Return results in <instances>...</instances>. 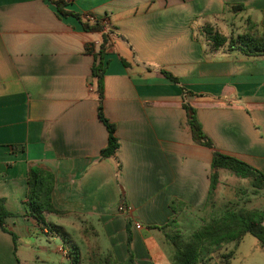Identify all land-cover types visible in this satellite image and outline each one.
<instances>
[{
  "label": "crops",
  "instance_id": "0c3cea01",
  "mask_svg": "<svg viewBox=\"0 0 264 264\" xmlns=\"http://www.w3.org/2000/svg\"><path fill=\"white\" fill-rule=\"evenodd\" d=\"M67 10L93 16L108 34L102 108L118 148L100 157L107 131L92 67L102 32L84 31L47 1L0 0V199L11 214L0 228V264H19L16 240L36 231L61 239L26 214L34 167L53 175L60 214H45L47 225L88 232L96 243L104 235L114 264H171L172 255L150 251L146 240L154 243L157 231L167 242L159 228L204 215L213 152L264 176V54L213 50L200 35L210 26L237 37L247 21L261 30L264 0H69ZM184 102L212 148L193 140ZM222 172L216 200L231 188ZM88 233L70 241L79 264Z\"/></svg>",
  "mask_w": 264,
  "mask_h": 264
},
{
  "label": "trees",
  "instance_id": "16d2710c",
  "mask_svg": "<svg viewBox=\"0 0 264 264\" xmlns=\"http://www.w3.org/2000/svg\"><path fill=\"white\" fill-rule=\"evenodd\" d=\"M43 1H47L54 6L61 17L71 16L79 22L81 21L84 31L102 32V43L98 51L99 59L98 63L92 67V77L96 79L97 85V116L107 131V145L100 152V157H111L118 148V142L115 137V125L105 118L102 108V56L109 41L108 34L103 31V27L98 22L88 24L78 14L68 11L69 0ZM244 31V34L240 36L226 38L214 31L210 26H204L200 35L203 37L204 42L213 50L226 44L229 51L237 50L244 55L257 56L264 54V27L259 30L255 24L247 21ZM161 73L166 79L178 84L177 79L172 75L163 71ZM181 89L184 96L191 94L185 88ZM183 109L186 112L193 140L199 145L212 148L210 140L201 131L194 108L184 102ZM210 168V185L204 212L207 217L201 218L200 224L187 236L175 229L177 227L174 219L169 221L168 226L159 228L164 231L165 239L173 248L171 264H231L233 250L237 249L246 235L256 238L259 246L264 248V210L248 209L246 206L250 203V198L242 200L241 205L227 201L220 208L216 206V189L219 183L218 171L225 170L238 179L249 180L252 189L250 196L252 197H255L259 191L264 189V176L244 162L218 152L212 153ZM27 185L28 190L24 199L28 207L26 214L36 220L37 224L40 225V229L47 228L50 232L56 230L59 235V229L47 225L44 219L45 214H60L54 209L51 202L53 175L42 168H31ZM10 216L11 214L4 207V201L0 199V228L3 230H5L4 220ZM13 240H15L14 236ZM215 254H217L216 261L213 262ZM69 258L70 264H79L77 249L70 251ZM109 258L112 261L111 256Z\"/></svg>",
  "mask_w": 264,
  "mask_h": 264
},
{
  "label": "rangeland",
  "instance_id": "374dc122",
  "mask_svg": "<svg viewBox=\"0 0 264 264\" xmlns=\"http://www.w3.org/2000/svg\"><path fill=\"white\" fill-rule=\"evenodd\" d=\"M222 176L223 178L227 177L231 188L229 190L226 189L225 194L221 197L222 200H217L216 206L219 208L223 206V204L227 202L224 200H229L233 204L241 205L240 203L242 200L250 198V203L248 205L249 208H255L262 211L264 210V190H261L260 194L253 198L250 196L252 189L249 180L238 179L231 176L228 172H222ZM232 188L235 189L233 190ZM231 190L234 195L229 193V191L232 192ZM204 215H195V213H191L188 217L179 218L178 227L175 229L180 231L184 236H187L196 229L200 223V218H203ZM68 231L70 230H65L66 235L59 231L61 239H52L42 235L40 231H36L30 239L16 240L15 247L19 264H70V241L76 237L80 240V242L82 240L86 241L85 235L88 232L83 234H79V232H77V235H70ZM53 232L57 234L56 230ZM87 237L89 238L87 244H84L83 242L79 243V248L81 250L80 264H114L109 258L110 255L107 254L110 250L108 242L104 240V235H100V238L97 239L99 243L95 242L92 234L88 233ZM152 237L154 239V243L146 240L150 251L160 249L166 255L170 256L173 254V248L164 240L161 233L153 231ZM58 248H62L60 250L61 253L57 250ZM216 256L217 254L214 255L213 262L216 261ZM41 260H47L48 262L42 263ZM231 264H264V248L259 246L256 238L251 235H246L239 244V247L233 250Z\"/></svg>",
  "mask_w": 264,
  "mask_h": 264
},
{
  "label": "built area",
  "instance_id": "2783aa9c",
  "mask_svg": "<svg viewBox=\"0 0 264 264\" xmlns=\"http://www.w3.org/2000/svg\"><path fill=\"white\" fill-rule=\"evenodd\" d=\"M84 20L87 21V22H89V23H95V21H96V19L93 16H91V15H85ZM123 210H124L123 209V206L120 205L118 207V211L122 212ZM136 228H140V226L139 225H136Z\"/></svg>",
  "mask_w": 264,
  "mask_h": 264
}]
</instances>
